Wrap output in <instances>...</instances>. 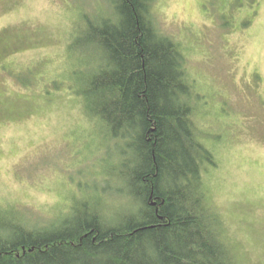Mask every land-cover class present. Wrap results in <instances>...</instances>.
Masks as SVG:
<instances>
[{
	"label": "rangeland",
	"instance_id": "374dc122",
	"mask_svg": "<svg viewBox=\"0 0 264 264\" xmlns=\"http://www.w3.org/2000/svg\"><path fill=\"white\" fill-rule=\"evenodd\" d=\"M94 4L0 0V207L37 224L87 198L107 169L101 129L69 91L88 57L71 63L67 47ZM154 13L202 98L197 121L216 159L206 191L224 237L240 264H264V0H156Z\"/></svg>",
	"mask_w": 264,
	"mask_h": 264
},
{
	"label": "trees",
	"instance_id": "16d2710c",
	"mask_svg": "<svg viewBox=\"0 0 264 264\" xmlns=\"http://www.w3.org/2000/svg\"><path fill=\"white\" fill-rule=\"evenodd\" d=\"M155 3L95 0L74 23L71 63L88 59L69 91L101 129L104 179L55 222L0 207V264H240L206 191L202 98Z\"/></svg>",
	"mask_w": 264,
	"mask_h": 264
}]
</instances>
